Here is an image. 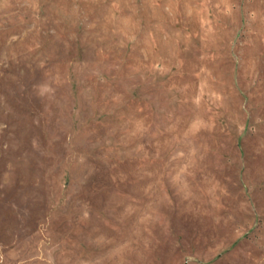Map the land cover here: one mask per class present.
I'll list each match as a JSON object with an SVG mask.
<instances>
[{
	"label": "rangeland",
	"instance_id": "374dc122",
	"mask_svg": "<svg viewBox=\"0 0 264 264\" xmlns=\"http://www.w3.org/2000/svg\"><path fill=\"white\" fill-rule=\"evenodd\" d=\"M0 264H264V0H0Z\"/></svg>",
	"mask_w": 264,
	"mask_h": 264
}]
</instances>
